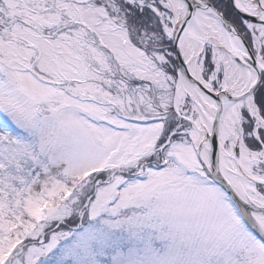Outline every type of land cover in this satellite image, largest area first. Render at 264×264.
Masks as SVG:
<instances>
[{
    "label": "snow or ice",
    "instance_id": "1",
    "mask_svg": "<svg viewBox=\"0 0 264 264\" xmlns=\"http://www.w3.org/2000/svg\"><path fill=\"white\" fill-rule=\"evenodd\" d=\"M0 264H264V0H0Z\"/></svg>",
    "mask_w": 264,
    "mask_h": 264
}]
</instances>
